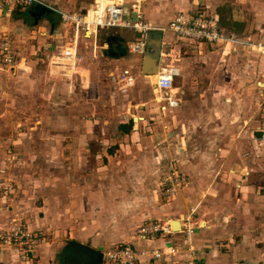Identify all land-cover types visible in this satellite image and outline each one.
Instances as JSON below:
<instances>
[{"label":"crops","instance_id":"0c3cea01","mask_svg":"<svg viewBox=\"0 0 264 264\" xmlns=\"http://www.w3.org/2000/svg\"><path fill=\"white\" fill-rule=\"evenodd\" d=\"M93 3L94 0L88 6L86 0H41L22 6L11 16H0V42L2 34L10 33L18 55L26 52L27 46L30 49L35 47L41 53L47 41L54 49L58 48L54 43H62L64 48L66 44L75 42L80 56L78 69L84 60L79 45L81 33L77 34L75 27L71 30L72 25L62 20L61 12H84ZM46 10L53 11L54 17L45 16L42 12ZM203 11L215 14L222 29L235 36L236 40L219 45H207L205 42L194 45L193 41L180 38L168 29H160L166 28L178 12ZM142 12L155 29L146 34L124 29L122 35H113L121 41L113 43L107 40L109 55L120 64L118 78L121 74L124 76L126 69L134 77L144 74L145 55L149 52L157 54L163 57L164 63L180 69L174 85L179 104L168 106L165 94L142 80L119 86L120 90L130 86L134 96L126 104L121 98L120 109H116L120 118L118 123L113 125L102 117V144L113 133L121 140L114 149L102 147V165L115 170L110 190L97 191L94 195L98 197H90V192L80 197V193H84L80 191L86 190L83 187L70 182L65 189L63 181L45 178L41 186L56 182L54 184L58 187L50 188L51 197L47 203L43 201L35 206L31 220L28 213L24 215L31 225L20 222L34 230L38 229L32 226L40 225L45 229L44 233L49 232L50 240L32 252L35 259L24 257L31 254H26V251L24 258H17L21 256V250L9 246V262L0 261V264H102L105 250L132 240L139 249L178 246L180 253L167 256L169 260H162L165 264H178L175 261L185 264V248L189 241L201 258L199 264L264 262V0H224L220 3L218 0H145ZM33 33L38 34L34 39ZM16 36L23 40L17 41ZM135 39L147 41L145 53L129 51L127 44ZM31 40L37 43L33 45ZM237 42L240 44L235 45ZM123 48H126L125 54L120 53ZM103 49L106 57L107 49ZM95 55L98 56L96 48ZM17 64L8 66L4 63L17 76L20 86L36 81L31 78L30 67L25 69ZM118 69L115 68L114 73ZM86 71L90 72L91 66L84 67L80 76ZM46 73L42 75L44 80L40 84L42 94L48 88L58 91L60 82L48 81ZM73 77L77 79V76ZM150 92L153 94L151 103L147 98ZM180 93L179 98L177 95ZM164 105H167L166 109L162 108ZM181 106H185L187 115L194 113L196 123H200L205 133L200 131L190 135L193 137L192 145L185 143L186 136L177 135L183 139L178 141V149L173 148L171 140H168L169 146L165 141L161 148L149 146L150 139L159 136L161 124L163 136L170 137L169 132L175 124L170 115ZM70 113L74 119L73 112L68 110L67 115ZM124 139L126 144H122ZM256 148L259 149L256 151ZM174 151L185 156L182 160L186 163L183 167L181 164L185 183L175 197L164 201L160 195V181L158 185L151 181L154 177L161 180L163 173H154L151 179L150 175L154 169L157 172L163 167L159 157H155L156 152L167 155ZM124 154L127 155L125 159ZM82 155L85 159L86 152L83 151ZM190 213H193L195 232L186 239L181 228L185 216ZM94 217L97 222L92 224L90 219ZM106 217L111 218V224ZM112 218L115 219L114 228ZM157 219L179 220L181 227L178 229L174 222L175 233L150 240L140 239L138 228Z\"/></svg>","mask_w":264,"mask_h":264},{"label":"rangeland","instance_id":"374dc122","mask_svg":"<svg viewBox=\"0 0 264 264\" xmlns=\"http://www.w3.org/2000/svg\"><path fill=\"white\" fill-rule=\"evenodd\" d=\"M86 1L87 5L92 3V0ZM223 1L218 0V3ZM77 11L79 10L73 12ZM73 28L74 26L72 25L71 30ZM123 31L124 29L116 28L99 29L98 32L89 33V37L84 36L82 32L79 36V45L84 60H81L76 72L69 76L59 73L57 67L50 64L52 56L63 48L61 47L62 43H54V46H58L57 49H54L50 41H47L44 43L47 46L44 47L43 45L41 53H38L35 47L30 49L31 47L27 46L25 48V50L27 49L26 52L21 55L17 54L15 63L21 64L22 68L25 69L30 67L31 78L36 79L31 85L28 83L19 85L18 79L16 80L17 76H14L4 65L0 52V70L2 71L0 77V232L8 230L14 220L30 224V220L32 219L31 211L43 201L47 203L48 197H51L49 193V191L51 192L50 188H56L57 186L54 184L56 182H53L51 185L49 184L50 186L47 187L41 186L47 177L50 180L63 181V188L65 189H68L70 182L77 185V187H83L86 190H81L80 192L84 191L85 194L80 193V197L86 195L88 192L92 193L89 194L90 197H98L99 195H94L97 191L104 190V188L110 190L109 185L113 183V173H115V170L110 169L111 167L108 165L107 167L102 165V147L105 145L114 149L116 145L119 146L121 140L115 138L113 133L102 144V117L113 125L118 123L120 118L116 114V109H120L121 98L125 100V104L133 98L134 90H131L130 86L122 88V90H120L119 86L127 82L131 83L142 80L149 85H154L151 86L153 89L155 88L157 78L156 74L151 77H144L142 73L138 77H135L133 81H128L125 78L127 75L123 76L121 74V77L118 78L120 72L118 66L120 64L109 55V43L107 40L110 35H122ZM32 36L34 39V36L37 37L38 34ZM16 38L17 41L23 40L17 36ZM36 43L35 40L34 42L31 40V44L35 45ZM205 43L211 45V42ZM71 44L70 42L66 46ZM104 47L107 49L106 57L103 56ZM95 48L98 51V56L95 55ZM89 66H91V71H86L88 74L83 72L82 76H80L81 70ZM115 68L118 70L114 73ZM50 71L53 73L51 74ZM92 72L93 76L91 75ZM45 73L48 76V81L53 79L57 80L54 82H60L57 86L58 91L54 92L51 88H48L49 90L42 94L40 84L42 85V81L44 80L42 75ZM75 76H77V79H72ZM82 78L84 79V86L81 82ZM193 93L194 91L191 97H193ZM180 95L181 93L177 97L180 98ZM151 96L153 94L151 95L150 92L149 97H147L150 103ZM74 103L79 106H74ZM67 105L70 106L67 107ZM184 107H179L178 111L173 113L174 115H170L173 119L168 116L171 118V121H175L173 127L174 129L176 128L175 131L173 129L169 132L171 133L170 137L167 136L165 138L163 136L161 133L163 124H161L158 128L160 130L159 136L150 139L151 143L148 144L149 146L161 148L164 141L166 142V146H169L168 140H171L173 148L176 147L178 149L177 145H180L178 143L180 138L177 135L186 136L185 143L192 145L193 137L191 138L190 135L200 133V131L205 133V130H201L200 123H196L194 113L187 115L184 113ZM68 110L73 112L74 119H72V113H70V116L67 115ZM156 119H161V117H156ZM256 124L254 125L255 127ZM202 127H204L203 124ZM182 140L180 141L182 142ZM125 142V139L122 140V144H126ZM258 149L256 148V151ZM83 151L86 152L85 159L82 155ZM159 154L156 152L155 157H159L163 167L161 171L157 172H154L155 169L153 168L154 170L152 169L153 173H151L150 179L155 175L154 173H163L161 175L162 178L160 177L161 180L154 177L151 181L155 185H158V181H160L161 198L164 201H168L175 197L184 185L181 186L175 195L168 198L162 194V180L174 164L178 166V170L185 176L182 167L186 162L182 160L184 154H179L175 151L170 154L167 153V155L163 153ZM125 158H127L126 154H124ZM192 158H194L193 155ZM56 173L57 175H55ZM186 173L188 172L186 171ZM97 201L99 203V199ZM27 213L30 220L28 218L26 221L24 215ZM105 219L109 221L111 218L106 217ZM90 220L92 224L97 222L95 217ZM112 221V228H114L115 219L112 218ZM109 224H111L110 221ZM36 225L32 227L38 230L41 229L40 231L44 233L45 229H42L38 224ZM44 235L46 236V240L49 241L51 238L49 232H45ZM9 249V246H4L0 243V261H8L7 254L9 253ZM24 252L21 250V256L16 257L34 258L32 252L31 254L25 252L30 255H25Z\"/></svg>","mask_w":264,"mask_h":264},{"label":"built area","instance_id":"2783aa9c","mask_svg":"<svg viewBox=\"0 0 264 264\" xmlns=\"http://www.w3.org/2000/svg\"><path fill=\"white\" fill-rule=\"evenodd\" d=\"M145 0H94L93 5L84 12H61L62 20L66 24L73 25L77 34L97 32L99 29H129L148 33L155 29L152 23L145 20L142 12ZM41 0H0V16H11L16 10L22 6L32 5ZM180 38L189 39L198 45L203 42H211L217 45L232 42L235 36L226 33L221 25L219 18L212 13L204 12H178L169 21L166 28ZM130 52L134 54H143L147 49V41L145 39L131 40L127 44ZM0 52L3 62L8 66H14L16 62V49L14 47V39L10 33H4L1 37ZM79 55L77 45L73 42L71 45L62 48L55 53L50 64L57 67V71L65 76L73 75L77 69ZM130 70H124V76L128 81H133L135 77L130 75ZM180 74V69L172 64L164 63L160 65L159 71L156 73L157 78L155 87L164 93V98L168 102V106L175 107L179 104L175 97L174 85L175 78ZM153 74L147 75L152 76ZM167 108V105L162 107ZM185 183V176L178 170L176 164L171 166L169 173L162 180V194L170 197ZM13 225L6 231L0 233V242L2 245L16 247L26 252L38 250L45 242L46 236L39 230H34L23 223L14 220ZM174 221L157 219L142 224L137 231L140 239L150 240L161 236L175 233ZM185 238L189 239L195 232L193 222V213L187 214L183 220L181 228ZM178 246H169L164 249H139L135 241L107 249L103 252L102 264H147L148 262H157L169 260L167 256H174L180 253ZM187 254L185 264H199L200 256L198 252L188 243L185 248ZM178 263V261H175ZM261 264H264L261 263Z\"/></svg>","mask_w":264,"mask_h":264},{"label":"water","instance_id":"95a60500","mask_svg":"<svg viewBox=\"0 0 264 264\" xmlns=\"http://www.w3.org/2000/svg\"><path fill=\"white\" fill-rule=\"evenodd\" d=\"M164 63L163 57H160L157 54L154 53H147L144 57V68L143 73L150 75L155 74L159 71L160 65ZM179 221V220H174Z\"/></svg>","mask_w":264,"mask_h":264},{"label":"trees","instance_id":"16d2710c","mask_svg":"<svg viewBox=\"0 0 264 264\" xmlns=\"http://www.w3.org/2000/svg\"><path fill=\"white\" fill-rule=\"evenodd\" d=\"M42 13H43L45 16L50 17V18H53V17H54L53 15H55V13L53 14V11L50 12V11H47V10H46V11H43ZM51 13H52V14H51ZM51 15H52L53 17H52ZM117 38H118V37H117ZM117 38H115L113 35H110V36H109V40H110L111 42H113V43L116 42V41H121L120 38H118V39H117ZM123 44H124V43H123ZM125 52H126V48H123L122 51H121L120 53H121V54H125Z\"/></svg>","mask_w":264,"mask_h":264},{"label":"bare ground","instance_id":"6f19581e","mask_svg":"<svg viewBox=\"0 0 264 264\" xmlns=\"http://www.w3.org/2000/svg\"><path fill=\"white\" fill-rule=\"evenodd\" d=\"M237 44H240V43L239 42L235 43V45H237ZM155 74H153V75H155ZM175 224H176L177 228L180 229V227H181L180 221H175Z\"/></svg>","mask_w":264,"mask_h":264}]
</instances>
